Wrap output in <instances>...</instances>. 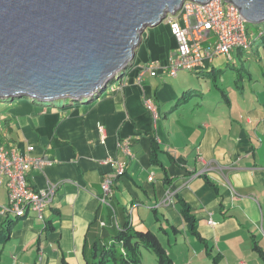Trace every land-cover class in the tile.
Wrapping results in <instances>:
<instances>
[{
    "label": "crops",
    "instance_id": "crops-1",
    "mask_svg": "<svg viewBox=\"0 0 264 264\" xmlns=\"http://www.w3.org/2000/svg\"><path fill=\"white\" fill-rule=\"evenodd\" d=\"M156 33L151 31L155 37L149 35L148 54L140 66L156 60L162 65L160 57L153 54L157 52ZM220 57L206 61L202 71H182L174 78L159 70L155 77L140 79V67L126 80L130 66L118 86L91 103L67 107L51 103L40 110L41 105L14 106L10 101L9 114L0 122V147L20 154H28V148L34 147L33 157H45L51 163L43 173L30 172L31 185L40 191L52 183L58 191L45 211L48 226L41 234L35 232V227L42 225L35 214L21 218L35 217L30 218L31 227L26 224L21 229V242L14 238L21 219L0 214V264H93L102 253L91 250L94 244L109 248L124 231L152 232L164 248L163 240L170 243L172 235L178 243L181 234L191 246L181 251L177 261L168 254L173 264H214L216 257L217 264H264V39L254 43L250 51H232L234 62L241 61L233 96L232 83H219L222 72L227 71L214 66ZM227 61L230 65L233 59ZM255 62L259 70L254 78L251 68ZM231 66L237 69L236 64ZM202 78L215 80L214 96L202 87ZM244 79L250 82L247 88ZM190 89L197 90L194 99L173 110ZM248 89L253 93L251 105L244 98ZM221 90L228 102L220 99ZM146 100L157 105L158 118L145 107ZM222 108L232 113L226 121L231 130L226 151L233 153L223 158L221 166L226 171L206 170L210 162L214 165L213 150L222 144L218 128ZM189 113L193 114L188 118L192 122L186 126ZM173 117L179 118L174 125ZM100 126L105 128L106 140L100 137ZM179 133L189 134L184 148L176 150ZM153 139L160 149L156 153ZM126 141L133 156L118 148L119 142ZM109 158L126 166V175L114 182L110 207L99 201L103 176L111 169L104 163ZM195 172L201 176L192 177ZM150 176H154L153 181ZM226 180L240 197L232 195ZM170 192L173 201L169 204ZM179 201L191 210L201 239L190 232ZM3 204H8L5 181L0 187ZM210 219L215 225H208ZM11 242L16 248L8 249ZM41 252L43 261L39 262Z\"/></svg>",
    "mask_w": 264,
    "mask_h": 264
},
{
    "label": "water",
    "instance_id": "water-1",
    "mask_svg": "<svg viewBox=\"0 0 264 264\" xmlns=\"http://www.w3.org/2000/svg\"><path fill=\"white\" fill-rule=\"evenodd\" d=\"M187 1L0 0V101L92 95ZM227 1L249 24L264 22V0Z\"/></svg>",
    "mask_w": 264,
    "mask_h": 264
},
{
    "label": "built area",
    "instance_id": "built-area-1",
    "mask_svg": "<svg viewBox=\"0 0 264 264\" xmlns=\"http://www.w3.org/2000/svg\"><path fill=\"white\" fill-rule=\"evenodd\" d=\"M181 21L185 22V26H181ZM168 23L178 43L176 56L170 58L166 68V72L173 77L180 71H198L205 66L206 61H213L217 56L231 59L235 48L249 50L253 41L264 36L263 28L258 34L250 35L240 10L223 0H212L206 5H186L181 14L170 17ZM157 66L155 63L147 66L141 76L146 72L155 76ZM145 104L156 118L157 110L154 104L151 101H146ZM100 133L102 138H105L103 128H100ZM128 145L126 141L120 144L119 149L133 156ZM33 150V147L29 148L30 152ZM48 164L43 158L20 155L14 151L9 157L8 153L0 148V186L5 181L9 192V203L0 206L1 214L24 217L32 211L43 222L44 211L56 188L52 186L46 191H35L29 185L28 174L31 170L43 172ZM111 166L113 171L108 174L102 185L105 194L100 198V202L103 204H107L108 198L112 196L114 182L125 173L124 164L111 161Z\"/></svg>",
    "mask_w": 264,
    "mask_h": 264
},
{
    "label": "rangeland",
    "instance_id": "rangeland-1",
    "mask_svg": "<svg viewBox=\"0 0 264 264\" xmlns=\"http://www.w3.org/2000/svg\"><path fill=\"white\" fill-rule=\"evenodd\" d=\"M187 3H190V2H187ZM167 21L165 20L160 26L155 27V29H151V28L147 29L145 31V33L143 34V36H141V37H143V39L141 38L143 40V44L141 45L140 49L137 48L138 53H137L136 62L134 64V66H132L130 68V70L128 72L129 74H128L126 80L127 79L129 80L131 77H134L133 73L138 68L142 67L140 65L143 63V60L145 59V57L148 54V53H146V49H147V46H148L146 44V42L148 43L149 35H150V38L151 37H155V35L151 34V31L155 30L157 32L156 33V37H157V42H158L157 52L156 53L153 52V54L155 55V58H156V56L160 57L159 60L162 61V66H167V58L170 57V55H171V53L173 51L177 50V43H176L174 37L170 34V29H169V26L167 25ZM247 29H248L249 33L257 34L259 32L260 27L257 26V25L248 23L247 24ZM232 62H234V58H233ZM232 62L230 63V65H228L227 58L224 57V56H221L220 59H216L215 60V64H214L215 67H222L221 69H223V70H225L227 68L226 72H222V74L220 76L222 82H219V83H220L221 86L222 85L226 86L229 83H232L231 96H233L234 93L236 92L235 80L239 78V70L241 69V61L239 59L235 60L234 63H232ZM231 64H236L237 65V69H234L231 66ZM253 66H255V67L251 68V71H252L253 77L255 78V76L257 75L258 70H259V64L255 62ZM246 68L250 72V68L249 67H246ZM122 72L115 74L114 76H117V77L113 78L114 77L113 76L111 82L113 80L115 81L117 78H119L120 75L122 74ZM160 72L161 71H159V73ZM218 79H219V77H217L216 82H217ZM155 80H157V79H153L152 82L155 81ZM201 80H202L201 85H202V87L205 90L208 91V95L209 96H214V94H216L213 91V89L216 86L215 85V80L212 79V78L211 79L202 78ZM114 81L112 82V83H114V87L112 86L113 88H115L116 86L119 85L118 82H114ZM116 81H118V80H116ZM165 82H168V84L171 83L170 81H167V80ZM243 82L245 83L246 88H247L248 84L250 83L249 80L248 79H244ZM112 87L108 88V90L104 93L103 97H105L107 95L108 91ZM210 90H211V92H210ZM218 94L220 96V99L223 100V96H222L221 92H218ZM252 97H253V93H251L249 91V89H248L247 96H244V98H245L246 102H248L249 105H251V102L254 101V99ZM10 101L11 100H2V101H0V122L5 120L7 118V115L9 114L8 110L10 109L9 108V106H10L9 102ZM72 101L73 100L63 99V100H58V101L54 102V104H56L57 107H62V106L70 105L71 104L70 102H72ZM83 103H87V101H83ZM35 104H36V102L31 100V99H29V98H16L12 105H14V106L22 105V106L29 107V106H34ZM37 104H38V102H37ZM61 104H64V105H61ZM219 104L224 105V102H218V105ZM40 105H41V107L39 106L38 108L40 110H45L46 106H44V105H47V104H41L40 103ZM220 110L224 111L222 113V117L220 119L221 122L218 123V128H219V131H220V133H221V135L223 137V140H222V144L219 145L218 147H216L215 150H213V157H215V160H212V162L214 163V165L212 166V169H226L225 167L221 166L224 163L223 158H225V157H227V156H229L230 154L233 153L231 150L226 151L227 150L226 140L228 141L229 134L231 133L230 124L229 123L226 124V121L229 119V116L232 113H231V110L229 108H226V109L222 108ZM190 116L192 117L193 114L189 113V115L186 117V119L184 121V124H186V126H188L192 122L190 119H188V118H190ZM175 119L178 120L179 118L178 117H173L172 118L173 125L175 124ZM188 134L189 133H179V135L175 137L176 140H177V143H176V146H175L176 150H178L179 148H184V145H185V143L187 141L185 136L188 135ZM242 158L250 160V158L247 157V156H243ZM198 159H202V158L199 157ZM209 164H211V162ZM155 169L158 170V168H155ZM212 192H214V191L212 190ZM31 213H33V212L31 211L30 214ZM13 216L15 217V215H13ZM30 218L33 219L35 217L32 215V216L29 217V219L28 218L27 219H21L20 222H18V224H16V229L14 231L15 242H21V238H22L23 234H20V232H21V229L23 227H25L26 224L31 227ZM43 227H44L43 225H39L38 228L35 227L36 234H41V231L43 230L42 229ZM27 234H28V231L26 230V235ZM43 238H44V240H43L44 245L46 246L47 245V241L45 240L46 239V235ZM36 239H38V238H36ZM232 241L235 242V241H237V239L232 240ZM15 242H11L8 249L16 248V243ZM162 243L164 244L168 254H170L171 257L175 261H177V259L179 258L180 253H181L182 250L185 249L187 251L189 246H191L190 242H185L182 239V235L181 234L179 235L178 243L176 242L175 237L172 236V235H170V243H169V240L168 241L167 240H163ZM101 245L103 246V244H101ZM101 245H100V247H101ZM200 245H204V244H200ZM45 248L47 249V247H45ZM32 251H35V248H33ZM141 253H142V263L141 264H158L156 256L151 251L149 252V251H147L145 249H142ZM109 264H113V263H109ZM196 264H200V263L197 261ZM202 264H208V262L204 261Z\"/></svg>",
    "mask_w": 264,
    "mask_h": 264
},
{
    "label": "trees",
    "instance_id": "trees-1",
    "mask_svg": "<svg viewBox=\"0 0 264 264\" xmlns=\"http://www.w3.org/2000/svg\"><path fill=\"white\" fill-rule=\"evenodd\" d=\"M263 39H264V36L262 37V39H259V40L261 41ZM254 43H256V42H253V45H254ZM190 72H199V71H190ZM120 82H121V80H118V84ZM196 91L197 90H195V89H190V90L186 91L185 94L177 100V103L173 107V110L177 109L180 106L186 105L187 103L192 101L194 99V95H196ZM221 94L228 102L229 99L226 96L227 95L226 92L221 90ZM102 97H103V95H102ZM72 103H74V102H72ZM36 104H37V102H36ZM37 105H40V104L38 103ZM152 142H153V146H154V153H156V151L160 150V149L157 148L158 145L155 144V142H156L155 139H153ZM119 146L120 145H118V148H119ZM109 159H111V158H109ZM109 166L111 169L108 173H106L103 176L102 182H104V180L106 178H108V174L110 172H112V167H111V165H109ZM125 175H126V170H125V173L119 177V179H121ZM165 181L167 182L169 180H165ZM102 192L104 195L105 192L103 189H102ZM103 195H102V197H103ZM99 197H101V196H99ZM178 203L182 206L181 213H182L184 219L186 220L187 223L190 224V232L192 234H194L195 236H197L198 239H201L198 232H197L195 220H194V217L192 216L191 210L189 209L187 204H185L183 201H179ZM1 215L5 217L8 214L7 215L1 214ZM175 231L177 232V230H175ZM116 239L118 242L116 241L115 242L116 244L112 245L109 249L98 247L96 244L98 243V245H99V242H96L94 244V246L91 248V250L92 251L93 250L94 251L95 250H98V251L101 250L102 253L100 255V260H98V262H94L93 264H109V263H113V264H141L142 263V256H141V250L142 249H148L149 251H151L156 256L159 264H173V261L170 258V256L168 255L166 249L162 246V244L158 240L157 236H155L152 232L130 233V232L124 231L119 236H117ZM214 264H217V257L214 260Z\"/></svg>",
    "mask_w": 264,
    "mask_h": 264
},
{
    "label": "clouds",
    "instance_id": "clouds-1",
    "mask_svg": "<svg viewBox=\"0 0 264 264\" xmlns=\"http://www.w3.org/2000/svg\"><path fill=\"white\" fill-rule=\"evenodd\" d=\"M209 1L210 0H207L206 2H201V1H198V0H192V1H187V2H190V3H187V2H184L179 8H177V9H175V10H173L172 12H170V13H168L167 15H166V18H165V20L167 21L170 17H177V16H179L180 14H181V12H182V10L185 8V6L186 5H190V4H197V5H206V4H208L209 3ZM224 2H226V3H230L229 1H227V0H223ZM230 4H232V5H234L233 3H230ZM235 6V5H234ZM238 8V7H237ZM181 10V11H180ZM164 20V21H165ZM163 21V22H164ZM162 22V23H163ZM247 22V21H246ZM180 24H181V26H185V22L184 21H181L180 22ZM247 24H248V22H247ZM161 25V24H160ZM159 25V26H160ZM167 25L169 26V29H170V34L174 37V39H175V41H176V43H177V40H176V37L172 34V31H171V27H170V25H169V23H168V21H167ZM257 26H259L260 27V29H259V32H260V30H261V28H263L264 29V22L262 23V24H259V25H257ZM147 29H150V28H147ZM146 29V30H147ZM151 29H153V28H151ZM145 30V31H146ZM258 32V33H259ZM257 33V34H258ZM250 35H252V34H254V33H249ZM256 35V34H255ZM251 38V37H250ZM142 39H143V37H142ZM260 39H262V37L260 38ZM143 41V40H142ZM258 41V40H257ZM257 41H253V42H257ZM252 46H253V43H252V45H251V47H250V49L252 48ZM177 49H178V43H177ZM240 49V48H239ZM250 49L249 50H245V51H250ZM242 50H244V49H242ZM176 52H177V50L176 51H173L172 53H171V55H170V57H169V60H168V64H167V66H162L161 65V63L157 60V61H152V62H149L148 64H146V65H143L142 67H141V71H140V79L143 77V76H145V75H150L151 76V74H150V72H146L143 76H141V73H142V71H143V69L144 68H146L147 66H149V65H151V64H158V68L155 70V72H156V75L155 76H157V71H159V70H163L166 74H168L169 76H170V74L168 73V72H166V68L169 66V62H170V58L171 57H175L176 55ZM136 56H137V54H136ZM225 57V56H224ZM227 58V57H226ZM135 59H136V57H135ZM215 59V58H214ZM228 60H230V61H232V59H233V57H232V54H231V59H229V58H227ZM135 61V60H134ZM134 61H133V63H134ZM133 63H130V64H128L123 70H121L120 72H122V74L120 75V77L119 78H117L116 80H123L124 79V77H125V75H126V71H128L129 69V67L130 66H133ZM128 69V70H127ZM204 69V67L202 68V69H200V70H198V71H202ZM154 71V70H153ZM119 72V73H120ZM182 71H180V72H178V74L179 73H181ZM187 72H190V71H187ZM177 74V75H178ZM177 75L175 76V77H177ZM155 76H151V77H155ZM117 76H115V77H113V78H116ZM170 77H172V78H174L173 76H170ZM112 80V79H111ZM111 80L107 83V85L106 86H104L102 89H98L96 92H94L92 95H89L88 97H86V98H80V99H71V98H63V99H66V100H73L72 102H74V103H80V104H85V103H83V101H87V103H91V102H95L96 101V99L98 100V99H100L101 97H102V95H104V93L108 90V88H110V87H114V83H112L111 82ZM114 81V82H118V81ZM111 88V89H114V88ZM29 99H31V98H29ZM63 99H56V100H51V101H49V102H44V101H42V100H39V99H31V100H33V101H35V102H38V103H41V104H54V102H56V101H58V100H63ZM12 101V100H11ZM14 101V100H13ZM146 101H151L153 104H154V106L156 107V110H157V116H156V118H158V108H157V105L152 101V100H146ZM146 101L144 102V104L146 103ZM72 102H70L71 104H72ZM145 107L147 108V106H146V104H145ZM148 109V108H147ZM149 110V109H148ZM150 111V110H149ZM153 115H154V113L152 112V111H150ZM155 116V115H154ZM100 128H103L104 129V131H105V128L104 127H102V126H100L99 127V131H100ZM100 137H101V139L102 140H106V131H105V138H102V136H101V133H100ZM120 143L121 142H119L118 143V145H120ZM1 149H3L4 150V148L3 147H0ZM29 148H31V147H29ZM29 148H28V150H29ZM34 148V147H33ZM17 152V154H20V153H18V151L16 150V149H13L11 152H7L8 153V156L10 157L11 156V153L12 152ZM34 151V150H33ZM32 151V152H33ZM32 152H30L29 151V153L28 154H20V155H30L31 157H33L32 155H31V153ZM33 158H43V159H45L46 161H48L49 162V164L47 165V166H49L50 165V161L47 159V158H45V157H33ZM111 161H116V160H110V159H108V160H106L104 163L105 164H108V165H111ZM108 162V163H107ZM46 166V167H47ZM45 167V168H46ZM112 167V166H111ZM126 167V166H125ZM44 168V169H45ZM209 168H212V166H211V164H208V167L206 168V170H210ZM125 170H126V168H125ZM219 171H225V170H223V169H218ZM32 171V170H31ZM30 171V172H31ZM37 171V170H36ZM113 171V170H112ZM30 172H29V174H30ZM38 172H40V171H38ZM43 172H44V170H43ZM43 172H40V173H43ZM111 173V172H110ZM29 174H28V177H29ZM191 176L192 177H195V176H201V172H195V173H192L191 174ZM150 178H153L152 180H150ZM150 178H149V180L150 181H153L154 180V176H150ZM119 179V178H118ZM117 179V180H118ZM28 182H29V185L36 191V189L31 185V183H30V180H29V178H28ZM4 183V182H3ZM2 183V184H3ZM103 183L104 182H102V184H101V188H102V185H103ZM2 184H1V186H2ZM0 186V187H1ZM52 186H55L54 184H50V185H48V187L46 188V189H44V190H40V191H46V190H48V188H50V187H52ZM225 186H228V188H229V190H230V192L232 193V195L233 196H239L240 197V195H239V193L234 189V187L230 184V182L228 181V180H226V183H225ZM7 187V186H6ZM55 193H54V195L52 196V199H51V201H50V203L46 206V209H45V211L48 209V207L53 203V201H54V197H55V195H56V192L58 191L57 190V186H55ZM112 189H113V186H112ZM40 191H38V192H40ZM7 192H8V189H7ZM172 193L170 192V195L168 196L169 198H170V201H169V204L170 203H172ZM104 196V195H103ZM112 197H113V193H112V196L111 197H109L108 198V202H107V204H103V203H101L102 205H106V206H111V199H112ZM102 198V197H101ZM99 201H100V198H99ZM8 203H9V192H8ZM5 205H7V204H3V205H0V206H5ZM45 211H44V214H43V222L37 217V215L35 214V216L41 221V223H42V225L44 226V228H43V231H45V229H47V226H48V224H47V222H46V220H45ZM31 212V211H30ZM30 212H28V214H26L24 217H22V218H25V217H27L29 214H30ZM1 213V212H0ZM9 215H13V214H8L7 216H9ZM16 218H19L18 216H15ZM208 225H215V223L213 222V220L212 219H210L209 221H208ZM112 246V245H111ZM110 246V247H111ZM109 247V248H110ZM108 247H107V249H109ZM141 256H142V253H141ZM38 261L39 262H42L43 261V254H42V252H41V256H39L38 257Z\"/></svg>",
    "mask_w": 264,
    "mask_h": 264
},
{
    "label": "bare ground",
    "instance_id": "bare-ground-1",
    "mask_svg": "<svg viewBox=\"0 0 264 264\" xmlns=\"http://www.w3.org/2000/svg\"><path fill=\"white\" fill-rule=\"evenodd\" d=\"M211 1H212V0H210L209 3H210ZM19 218L21 219L22 217H19Z\"/></svg>",
    "mask_w": 264,
    "mask_h": 264
}]
</instances>
